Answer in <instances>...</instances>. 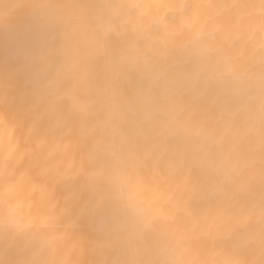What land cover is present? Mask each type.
Segmentation results:
<instances>
[{"label":"clouds","instance_id":"clouds-1","mask_svg":"<svg viewBox=\"0 0 264 264\" xmlns=\"http://www.w3.org/2000/svg\"><path fill=\"white\" fill-rule=\"evenodd\" d=\"M0 264H264V0H0Z\"/></svg>","mask_w":264,"mask_h":264}]
</instances>
